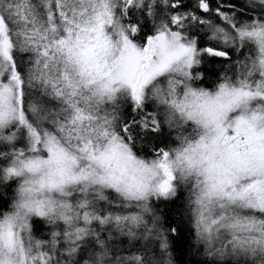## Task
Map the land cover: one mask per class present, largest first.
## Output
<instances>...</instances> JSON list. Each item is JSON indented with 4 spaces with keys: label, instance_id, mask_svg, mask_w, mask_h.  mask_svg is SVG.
Wrapping results in <instances>:
<instances>
[{
    "label": "snow or ice",
    "instance_id": "obj_1",
    "mask_svg": "<svg viewBox=\"0 0 264 264\" xmlns=\"http://www.w3.org/2000/svg\"><path fill=\"white\" fill-rule=\"evenodd\" d=\"M0 264H264V0H0Z\"/></svg>",
    "mask_w": 264,
    "mask_h": 264
}]
</instances>
